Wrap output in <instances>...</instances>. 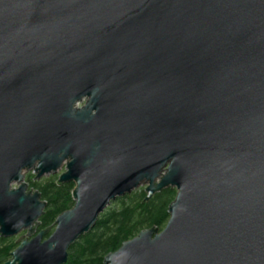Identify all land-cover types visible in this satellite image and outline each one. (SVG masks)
I'll use <instances>...</instances> for the list:
<instances>
[{
	"label": "water",
	"instance_id": "95a60500",
	"mask_svg": "<svg viewBox=\"0 0 264 264\" xmlns=\"http://www.w3.org/2000/svg\"><path fill=\"white\" fill-rule=\"evenodd\" d=\"M71 209L37 232L29 190ZM175 191L102 264H264V0H0L4 264H66L109 206Z\"/></svg>",
	"mask_w": 264,
	"mask_h": 264
},
{
	"label": "trees",
	"instance_id": "16d2710c",
	"mask_svg": "<svg viewBox=\"0 0 264 264\" xmlns=\"http://www.w3.org/2000/svg\"><path fill=\"white\" fill-rule=\"evenodd\" d=\"M57 176H49L39 181L29 173L25 182L29 190L39 193L46 208L39 220L37 232L51 229L55 219L73 206L71 192L73 184H57ZM175 191L168 189L155 194L145 202L144 190L117 199L98 218L95 227L79 238L68 251L66 264H102L104 257L117 251L122 243L136 237L149 228L162 230L169 218L167 210L174 200ZM17 245L11 239L0 237V264L10 259Z\"/></svg>",
	"mask_w": 264,
	"mask_h": 264
},
{
	"label": "rangeland",
	"instance_id": "374dc122",
	"mask_svg": "<svg viewBox=\"0 0 264 264\" xmlns=\"http://www.w3.org/2000/svg\"><path fill=\"white\" fill-rule=\"evenodd\" d=\"M63 171H64L63 169H60V170L58 171V173H57V174H55V175H52V176H57V177H58L60 174H62V173H63ZM29 173H31V174H32V172H27V173H25V178H26V176H27ZM48 177H49V176H48ZM44 178H47V177H44ZM42 179H43V178H42ZM139 189H142V190H144V186L140 187ZM139 189H138V190H139ZM138 190H136V191H138ZM136 191H135V192H136ZM113 203H114V202H113ZM113 203H112V204H113ZM112 204H111V205H112ZM111 205H110V206H111ZM110 206H109V207H110ZM52 229H53V228H52ZM23 235H24V232H21V233H19L17 236H15V237L11 238V240H13V242L15 243V242H16V240L18 239V237H19V236H23Z\"/></svg>",
	"mask_w": 264,
	"mask_h": 264
}]
</instances>
